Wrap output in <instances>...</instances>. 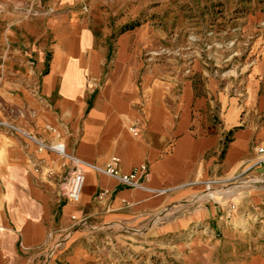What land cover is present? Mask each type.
Returning a JSON list of instances; mask_svg holds the SVG:
<instances>
[{
    "label": "crops",
    "instance_id": "0c3cea01",
    "mask_svg": "<svg viewBox=\"0 0 264 264\" xmlns=\"http://www.w3.org/2000/svg\"><path fill=\"white\" fill-rule=\"evenodd\" d=\"M20 1L8 9L38 13L0 20V121L19 129L0 127V264H169L165 246L174 264L184 252L185 264L264 257L255 225L238 233L225 209L193 199L203 181L247 171L231 189L256 180L240 188L244 208L264 211V165L252 167L264 126L211 124L216 108L207 105L218 101L219 81L202 67L184 79L150 62L163 37L156 25L125 22L108 34L95 12L104 0ZM58 141L100 166L117 156L123 174L148 164V189L90 172L81 203L69 204L62 187L71 166L48 148ZM219 232L224 248L211 238Z\"/></svg>",
    "mask_w": 264,
    "mask_h": 264
},
{
    "label": "rangeland",
    "instance_id": "374dc122",
    "mask_svg": "<svg viewBox=\"0 0 264 264\" xmlns=\"http://www.w3.org/2000/svg\"><path fill=\"white\" fill-rule=\"evenodd\" d=\"M9 1L12 0H0V20L5 24L18 21L10 19L14 17L11 13L21 17H35L38 13L30 7L20 12L10 11L6 4ZM14 1L16 4L21 2ZM93 2L84 0L83 3L89 7V3ZM140 2L144 5L137 11L135 8ZM95 9L103 17L108 34L125 22L156 25L163 37L159 47L148 51L150 62L167 64L184 79L191 75L195 67L203 68V77L216 78L219 81L218 94L221 95L217 102L209 101L207 105L210 110L211 105L216 108L212 112L209 110L211 124L222 128L248 127L256 133L264 126V103L261 102L264 95V0H104ZM3 28L4 25L0 26L1 32H4ZM175 49L180 50L181 55L171 52ZM153 51H161V56L151 54ZM163 52L167 54L163 55ZM187 69L191 71L188 74L185 72ZM259 145L264 146V142H256V149ZM238 185L250 183L243 180ZM244 196H247L246 192H242L238 199L234 219L226 220L225 224L238 233L255 225L254 230L264 236V211L256 209L252 212L244 208ZM198 230L195 228L192 231L195 234ZM215 236L211 237L212 240L222 242L220 248H224L222 239H219L222 234ZM242 246L245 247L244 244ZM163 249L172 251L169 256L162 255V259L174 264L172 247L165 246ZM187 254L184 252L176 257L175 264H185ZM255 259L256 264H264V257Z\"/></svg>",
    "mask_w": 264,
    "mask_h": 264
},
{
    "label": "built area",
    "instance_id": "2783aa9c",
    "mask_svg": "<svg viewBox=\"0 0 264 264\" xmlns=\"http://www.w3.org/2000/svg\"><path fill=\"white\" fill-rule=\"evenodd\" d=\"M175 55H181L180 50L171 51ZM155 56H161V51L159 52H151ZM166 55L167 53H162ZM151 57L148 58V60ZM150 61V60H149ZM191 64V63H190ZM187 74L190 73V69L185 71ZM0 127H4L7 130H17L19 129L13 124L5 121H0ZM131 132L134 135L137 134L135 128H130ZM44 145V144H42ZM45 146V145H44ZM48 148L57 152V154L63 160H67L71 166L70 172L67 175L65 183L62 187V194L67 199L68 203L73 206H78L82 201V195L84 186L86 183L87 174L90 172H98L104 173L116 179L120 184L127 187H135L148 189L147 181L150 178V171L148 164H142L139 167L135 168L129 173L123 174L119 170V158L117 156L111 157L109 162L105 166H100L95 163L89 162L75 154H70L66 150V144L63 141H58L55 144H51ZM258 153L252 167L255 166H263L264 165V146L259 145L256 149ZM64 166L67 164L64 163ZM247 171L240 173L239 175H235L225 180H215L209 179L203 181L205 186V191L198 193L194 196V200H205L214 202L215 206L218 208H223L224 210V222L232 221L234 219V213L236 211V205H238L239 197L241 195L242 186L236 185V189L233 191L231 189V185L233 184L231 181H237L238 178L245 175ZM250 184H254L256 180L245 179ZM264 182V180H262ZM229 182V184H225ZM262 182V183H263ZM225 184V185H224ZM157 193H162L164 190H154ZM108 191H103L100 196L106 194ZM75 219V216H72Z\"/></svg>",
    "mask_w": 264,
    "mask_h": 264
},
{
    "label": "bare ground",
    "instance_id": "6f19581e",
    "mask_svg": "<svg viewBox=\"0 0 264 264\" xmlns=\"http://www.w3.org/2000/svg\"><path fill=\"white\" fill-rule=\"evenodd\" d=\"M247 220H248V218H247Z\"/></svg>",
    "mask_w": 264,
    "mask_h": 264
}]
</instances>
